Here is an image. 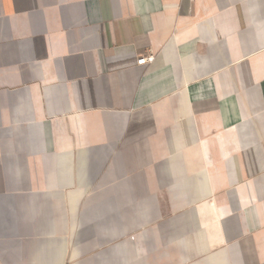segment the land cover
I'll use <instances>...</instances> for the list:
<instances>
[{"label": "crops", "instance_id": "crops-1", "mask_svg": "<svg viewBox=\"0 0 264 264\" xmlns=\"http://www.w3.org/2000/svg\"><path fill=\"white\" fill-rule=\"evenodd\" d=\"M0 264H264V0H0Z\"/></svg>", "mask_w": 264, "mask_h": 264}, {"label": "built area", "instance_id": "built-area-1", "mask_svg": "<svg viewBox=\"0 0 264 264\" xmlns=\"http://www.w3.org/2000/svg\"><path fill=\"white\" fill-rule=\"evenodd\" d=\"M154 60V54L149 52L146 55L139 56L135 58V63L137 65H144V64H149Z\"/></svg>", "mask_w": 264, "mask_h": 264}]
</instances>
